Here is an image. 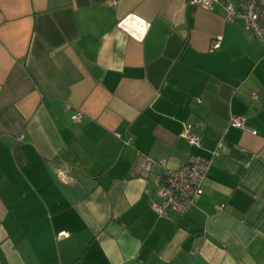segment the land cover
I'll list each match as a JSON object with an SVG mask.
<instances>
[{
  "label": "crops",
  "instance_id": "0c3cea01",
  "mask_svg": "<svg viewBox=\"0 0 264 264\" xmlns=\"http://www.w3.org/2000/svg\"><path fill=\"white\" fill-rule=\"evenodd\" d=\"M191 154L201 196L159 215ZM0 264H264V32L219 2L0 0Z\"/></svg>",
  "mask_w": 264,
  "mask_h": 264
},
{
  "label": "built area",
  "instance_id": "2783aa9c",
  "mask_svg": "<svg viewBox=\"0 0 264 264\" xmlns=\"http://www.w3.org/2000/svg\"><path fill=\"white\" fill-rule=\"evenodd\" d=\"M188 3L200 6L205 9L211 8L213 3L222 4L227 15L237 21L240 26L253 34L260 36L264 32V0H240L233 4L229 0H187ZM221 36L216 35L211 43L210 49L214 50L220 47ZM256 98V94L251 95ZM74 122L80 120V113L76 112L71 116ZM228 126L237 127L255 134V130L245 125L243 115H231L228 120ZM181 136L191 145L200 146V135L192 127L185 128ZM154 163L147 159L142 164L145 171H150ZM211 166V158H205L191 154L187 157L182 166L176 170H163L162 173H155L153 183L157 188V200L153 203L154 210L162 216L172 214L180 216L193 207L202 194V183ZM66 169L58 171V177L62 182H69ZM217 207V209H220ZM65 235L64 231L57 233L58 237Z\"/></svg>",
  "mask_w": 264,
  "mask_h": 264
},
{
  "label": "trees",
  "instance_id": "16d2710c",
  "mask_svg": "<svg viewBox=\"0 0 264 264\" xmlns=\"http://www.w3.org/2000/svg\"><path fill=\"white\" fill-rule=\"evenodd\" d=\"M16 159H17L18 162H21V160H22V159H21V156H20L18 153L16 154ZM157 173H162V171H159V172H157ZM206 175H207V174H206ZM205 177H206V176H205ZM204 179H205V178H204Z\"/></svg>",
  "mask_w": 264,
  "mask_h": 264
}]
</instances>
